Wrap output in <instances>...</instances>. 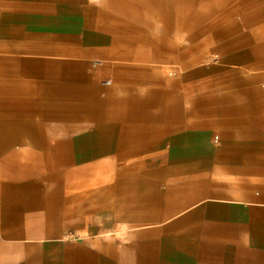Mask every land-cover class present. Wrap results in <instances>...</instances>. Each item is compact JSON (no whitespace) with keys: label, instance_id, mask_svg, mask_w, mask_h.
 I'll return each mask as SVG.
<instances>
[{"label":"crops","instance_id":"1","mask_svg":"<svg viewBox=\"0 0 264 264\" xmlns=\"http://www.w3.org/2000/svg\"><path fill=\"white\" fill-rule=\"evenodd\" d=\"M100 17L0 0V264H264V38L192 121Z\"/></svg>","mask_w":264,"mask_h":264},{"label":"rangeland","instance_id":"2","mask_svg":"<svg viewBox=\"0 0 264 264\" xmlns=\"http://www.w3.org/2000/svg\"><path fill=\"white\" fill-rule=\"evenodd\" d=\"M111 33V59L144 64L176 115L213 110L216 63L264 38V0H94ZM147 74V72H142ZM150 73H148L149 75ZM145 80V79H144Z\"/></svg>","mask_w":264,"mask_h":264}]
</instances>
